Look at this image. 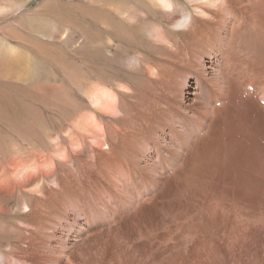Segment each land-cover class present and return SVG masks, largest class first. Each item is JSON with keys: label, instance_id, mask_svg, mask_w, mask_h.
Returning <instances> with one entry per match:
<instances>
[{"label": "rangeland", "instance_id": "374dc122", "mask_svg": "<svg viewBox=\"0 0 264 264\" xmlns=\"http://www.w3.org/2000/svg\"><path fill=\"white\" fill-rule=\"evenodd\" d=\"M40 1H30L24 16L22 6L0 15L2 141L8 147L16 145L20 151L30 148L47 155L52 145L68 146L72 135L82 134L72 127L73 121L83 113H96L87 97L94 84L117 91L125 111L118 115L120 118L100 113L104 121L120 128L117 140L121 143L115 151L100 149L93 154L89 140L82 154L70 151L68 168L73 189L67 193L63 190L62 195H69L74 205H82L87 212L80 219L78 208L70 204L71 224L76 229L85 227L83 239L75 232L72 236L73 264H264V23L257 29H246L236 47L237 51L244 48L243 53L259 72L245 75L246 79L236 71L230 72L229 91L215 104L214 124L212 121L209 130L198 133L193 146H159L151 151L152 157L143 156L139 161L129 155L130 147L129 152L125 149L128 144L138 146L137 135L133 132L129 136L127 128L134 121L139 125L144 119L142 113L177 97L181 90L184 97L180 100L186 105L193 103L194 79L183 81L191 71L182 69L171 56L162 55L159 42H149L138 28L122 22L121 10L112 19L105 16L110 23L107 25L79 22L82 28L72 40L62 35L72 27L48 28L41 25V18L36 19L31 9ZM77 1L76 9L83 5ZM4 3L7 1L0 0ZM130 5L135 15L145 12L141 6L136 7L135 1ZM46 16L52 19L57 15ZM43 29L55 33L43 36ZM178 34L169 32L172 38ZM137 52L145 55L141 56V65L133 66L129 59ZM27 75L32 76L28 79ZM63 126L68 128L65 133ZM49 133L55 135L54 141ZM159 164L164 170L157 173ZM64 167L58 164V178ZM246 176L247 189L242 191L239 181ZM81 194H85V204L77 201ZM235 202H242L243 210L237 214L233 210ZM249 215L260 216L263 223L257 219L259 226L237 229L236 224L248 221ZM6 220L15 222L12 217Z\"/></svg>", "mask_w": 264, "mask_h": 264}, {"label": "bare ground", "instance_id": "6f19581e", "mask_svg": "<svg viewBox=\"0 0 264 264\" xmlns=\"http://www.w3.org/2000/svg\"><path fill=\"white\" fill-rule=\"evenodd\" d=\"M6 1L7 3L0 4L1 16L8 14L11 9L21 6L25 10L32 0ZM116 1L79 0L83 5H81L82 8L76 9L77 0H45V2L41 0L30 9L33 10L34 16H38L36 19L41 18L42 26L48 28L57 25L72 27V32L66 30L62 33L64 37L72 38V40L75 34L79 35L82 28V24L79 22L91 26L93 24L107 25L110 24L107 17L112 19L117 16L114 15L115 12L121 10L119 17L122 22L129 27L138 28V31L145 35L149 42L153 44L159 42L162 55L171 56L176 59L182 69L191 71L184 75L183 81L186 82L189 78L194 79L196 86L193 90L195 91L191 92L193 103L186 105L187 102L184 103L180 100L184 97V91L181 90L177 97L166 99L167 101H162L151 107L147 113H142L143 122L135 126L134 121L130 127H126L129 136L130 134L133 135V132L137 135L138 146L133 147L127 143L125 149L127 151L130 147V152L127 151L129 155L133 154L140 161L143 156L152 157L151 151L158 150L157 147L159 146L162 149H167L169 146L186 148L197 140L198 133H203L209 128L212 121L214 124L215 104L220 102L219 100L224 98L229 91L230 72L236 71L245 78V75L256 73L255 70L258 71L256 65H252V59L243 53L244 48L242 47L240 51H237L236 47L242 40V33L246 29H257L261 23H264V0H132L137 3L136 7L141 6L140 9L145 11L138 12L137 15L133 12L132 7L134 6L130 5L131 0H118V3ZM26 10L22 16L28 12ZM53 11L54 13H52ZM46 14L57 16L51 19L46 18ZM79 14L81 15L79 16ZM153 16L159 17L160 20L153 18ZM77 17H80L78 21ZM48 19L52 21L47 22ZM49 31L43 29L40 33L43 36H51V33H55ZM174 31L179 32L176 38L169 35V32ZM63 40L62 42H65ZM142 53L137 52V55L132 57L133 59H129L133 66L141 65V56L145 55ZM22 63L24 64V62ZM262 67L264 75V66ZM153 68H151L152 72L154 71ZM259 69L262 70V68ZM170 73L172 74V72ZM32 75L26 77L29 79ZM261 96L264 99V91H262ZM87 97L96 113L91 111L90 114L89 112L83 113V116L73 121L72 127L82 131V134L72 135L68 146H65L66 144L52 145L53 150L49 155L30 148L20 151L14 144L8 147V145L6 146L7 143L3 142V138L0 137V144H3V148H0V260L4 264H73L74 240H72V236L75 232L79 239H83L85 227L82 225L81 229L79 227L77 230L76 226L71 224L73 217L71 218L70 215L72 214L69 210L70 204H72V208H78L80 219L85 217L87 212L82 205H74V202L70 201L69 195H62L63 190L67 193L69 188L73 189L72 177L68 168L71 162L70 151L75 154H82L87 140L91 144L89 149L93 154L95 150L100 149L108 152L115 151L116 145L121 143L117 140L120 137L118 135L120 128L118 129V126H114L115 124L110 125L104 121L100 113L119 117V114L125 112L120 104L119 93L106 85H92L91 89L87 91ZM66 131L68 128L63 126L62 132L65 133ZM146 135L152 137L155 144L149 140L148 136L145 138ZM49 136L50 140L54 141L55 135L49 133ZM5 150L10 152L9 156H6ZM209 158L210 162L211 159ZM153 161L155 160L153 159ZM180 161L182 160H179V163ZM58 164L65 166L60 179L56 175ZM143 166L145 167V165ZM163 167L164 165L159 164L155 170L157 173L161 172L164 170ZM241 173L244 172L241 171ZM246 180L247 176L243 180H238L241 190L247 189L245 188ZM150 181H154V178ZM78 196L81 198H78L77 201L80 204H85V194ZM241 203H234V213L237 214L243 210ZM218 205L222 206L221 204ZM6 217L14 218V224L17 226L6 220ZM248 219L245 223L238 222L236 224L237 229L243 225L249 227L250 224V227L259 226L261 223L259 222V224L257 219L262 220L263 223L264 218L262 219L258 215H249ZM229 234L232 237V233ZM216 239H219L218 236Z\"/></svg>", "mask_w": 264, "mask_h": 264}, {"label": "clouds", "instance_id": "9594fccd", "mask_svg": "<svg viewBox=\"0 0 264 264\" xmlns=\"http://www.w3.org/2000/svg\"><path fill=\"white\" fill-rule=\"evenodd\" d=\"M0 264H4V262L2 260H0Z\"/></svg>", "mask_w": 264, "mask_h": 264}]
</instances>
